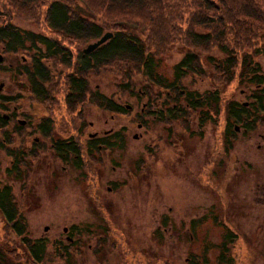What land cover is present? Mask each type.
<instances>
[{
	"label": "rangeland",
	"instance_id": "obj_1",
	"mask_svg": "<svg viewBox=\"0 0 264 264\" xmlns=\"http://www.w3.org/2000/svg\"><path fill=\"white\" fill-rule=\"evenodd\" d=\"M163 1L162 12L152 18L155 23L146 25V31L139 36L151 51L163 52L157 71L172 81L174 66L188 49L175 42V38L187 30L185 22L189 18H201L206 11L194 3L188 6L187 0H170V6ZM236 1L227 0V6H235ZM213 3L221 7L220 0ZM38 11L41 14L40 7ZM5 21L1 18L0 25ZM12 21L23 29L48 32L42 17L35 21ZM234 24L235 20L227 29L230 40L233 31L241 30ZM196 31L203 33L207 29L197 26ZM237 33L241 36L239 43H233L237 47L233 55L239 64L231 79L219 68L226 56L217 46L211 44L202 47L204 50L190 47L199 54L205 74L186 77L182 91L221 93V115L216 124L209 122L203 126L204 134L197 127L201 123L200 113H191L186 120L171 124L151 120L141 129L140 115L148 119L150 90L157 97L155 109L164 107L160 100L166 97L159 93L162 89L150 86L138 71L124 65L88 74L90 93L83 102L71 107L66 103L65 81L72 68L53 62L47 84L50 93L40 101L18 72L30 58L22 53L7 54L0 43V55L4 57L0 63V95L16 97L12 103L0 101V114L10 117L6 128L0 130V141L25 156L18 173L14 159L0 149V181L13 187L27 225L26 236L31 241L43 239L46 243L45 258L38 264H193L191 260L198 264V260L204 264H264V151L256 148L255 139L249 141L240 136L230 148V163L236 171L229 170L228 174L234 177L217 178L211 172V160L220 161L218 148L214 152L213 131L225 124L224 108L233 99L249 101V94L256 89L246 79L252 72L246 68L241 75L244 46L264 73V30L249 32L251 36L256 34V45L248 43L251 37H245V30ZM93 42L81 46L74 42L70 48L76 54ZM208 56L213 59L207 61ZM125 83H130V89L137 94L124 91L121 85ZM97 90L126 105L129 112L124 115L99 108L93 100ZM176 102L185 105L183 96ZM49 115L54 121V139L72 136L82 145L90 133L102 135L110 129L125 128V149L101 151L93 156L83 151V166L73 164L72 160L60 161L51 149V140H45L36 129L41 119ZM188 126L190 130L185 131ZM5 131L11 142L5 140ZM227 160L223 158L222 162L228 164ZM247 161L252 162L251 166L246 165ZM65 227L70 230L65 232ZM228 230L236 234L230 253L221 245ZM21 243L0 216L1 247L12 259L35 264Z\"/></svg>",
	"mask_w": 264,
	"mask_h": 264
},
{
	"label": "trees",
	"instance_id": "obj_2",
	"mask_svg": "<svg viewBox=\"0 0 264 264\" xmlns=\"http://www.w3.org/2000/svg\"><path fill=\"white\" fill-rule=\"evenodd\" d=\"M166 1L169 2V6L173 5L172 1ZM163 2V0H0V19L8 21L0 25V43L3 44L7 54L22 53L30 58L29 62L18 69V72L21 77L25 78L29 91L40 101L41 99L46 100L50 93L47 84L52 77L50 64L53 62L72 68L70 69L72 71L67 73L65 81L67 84L66 103L71 107L76 106V103L83 102L87 93H90L88 74L108 66L124 65L138 71L150 86L162 89L159 90V93H164L166 98L162 102L164 107L160 109L161 111L184 110L185 107L176 101L184 94H190V97L192 95L190 108L200 109L204 114H207V108L215 109V102H217L215 93H212V98L208 95L203 100V98H198V92H186L181 89L183 80L188 75L205 74L199 54L190 47L204 50L202 47L211 46V44L217 46L226 58L220 65H216H219L227 79H231L239 64L238 58L233 55L236 53L233 52V49L237 48L233 43H239L238 40L241 36L237 32L245 30V37H251L248 43L253 44L257 36L256 34L251 36L249 32L257 29L264 30V0H260V2L237 0L233 7L231 4L229 7L227 6V0H220L221 7L219 8L216 3H213V0H187L188 6L191 7L194 3L206 12L201 18L194 19L193 16L189 18V22H185L187 30L175 38L177 40L175 42L182 43L188 49L175 64L172 81L164 78L157 71L163 52L151 51L148 44L139 36L140 32L146 31V25H149L150 22L155 23V19L152 20V18L157 12H162L164 7L161 4ZM39 7L41 14L38 11ZM42 7H45V10ZM212 7L215 9H210ZM40 17L44 19L48 32L23 29L12 23L13 19L35 21ZM233 20H235L233 26H238V29L241 30L233 31L231 33L233 39L230 40L228 34L230 32L227 29H230L229 25L233 24ZM197 26L207 29V32L196 31ZM106 30H111L113 36L89 54H84L83 50L74 54L70 48L74 42L81 46V44L97 41L106 33ZM209 30L214 34L211 35ZM247 38L245 43L248 41ZM189 43H193L194 46ZM254 45H256L255 42ZM244 50L240 62L241 75L244 69L247 68L248 71L251 68L253 62L252 53H248L245 46ZM256 50L258 51V49ZM212 59L213 57H207V61ZM121 86L131 95L137 94L133 89H130V83ZM150 93L153 94V89L150 90ZM168 95L169 97H167ZM15 100V96L0 95L1 102L12 103ZM93 100L103 110L113 113L129 112L125 105L118 103L99 90L94 92ZM171 100H175L174 105H170ZM150 101H152L151 98ZM228 108L230 111L234 109L232 102ZM162 116L167 117L168 115ZM44 120H46L45 123L37 124V129H42L44 134H51L52 120L50 118ZM7 125V119L0 114V130L6 128ZM3 135L7 143L11 142L7 131ZM0 149H4L6 154L14 159L13 166L19 173L20 164L25 158L22 152L10 149L1 141ZM51 149L62 160H66L63 155L64 151H67L68 154L71 153L74 159L73 164L83 166V151L80 143L75 141L72 136L56 140ZM7 170L10 173L11 169ZM0 216L10 230L20 238L21 244L27 247L30 260L35 264L42 263L47 252L46 243L43 239L31 241L26 236L27 225L17 206L13 187L8 183L2 184L1 181ZM225 235L229 241H233V237L236 236L229 230ZM223 247L227 251L225 243L222 245ZM66 248H64L65 252ZM12 258L0 245V264H23Z\"/></svg>",
	"mask_w": 264,
	"mask_h": 264
},
{
	"label": "flooded vegetation",
	"instance_id": "obj_3",
	"mask_svg": "<svg viewBox=\"0 0 264 264\" xmlns=\"http://www.w3.org/2000/svg\"><path fill=\"white\" fill-rule=\"evenodd\" d=\"M259 51L260 50H258V52ZM250 67L251 68L248 71L252 72V74L247 73V75L249 74L248 76L250 77L249 79L248 77H246V79L249 83H254L256 89L253 91V93L249 94V101L239 102L238 100L233 99L231 102H232V106L234 107V109H231V111L228 108V105L231 103L229 102L227 106L224 108L225 124L222 127L216 128L213 131L214 139H215L214 152L217 151V148H218V151L216 152V154L220 158V161L216 163L215 158L211 160L213 162L211 172L215 174L214 177H217V178L229 177L231 179L232 177H234L232 176V174L230 173L228 174L229 170L233 172L236 171V168L232 166L230 163V159H231V149L230 148L234 145V141L238 137L243 136L244 138L249 139V141H252L253 139H255L257 141L256 148L258 150L264 151V73L260 71L261 66L259 63L254 61V59ZM242 79L243 78H240V81ZM213 93L217 95V102H215L214 110L207 108V114H204V112L200 109L194 110L190 108V105H191L190 100L192 99V95L190 97V94L189 95L184 94L185 96L183 95V97L185 98V105L183 104L185 109L178 110V111H172V110L161 111L160 109H155L154 105H155V100L157 97L155 95L153 96L150 95L148 99V103H149L148 105L149 109H148V114H147L148 119H145L142 115H140L141 116L140 118L142 119V121H140L138 124L140 125V128L143 129L146 126H148V123L151 120H154V121L159 120L161 122L171 124L176 121L186 120L191 113H194V115L197 113H200L201 116L199 120L201 121V123L197 127H198V130L202 134L205 128L203 126L209 122L210 123L214 122V124H216L218 122V117H220L221 115V93L218 90H215V92L213 91ZM208 95L211 96L212 98V92L207 93V94H202V95L199 93L198 98L200 99L203 98L204 100L205 97ZM196 96L197 94L195 95V97ZM167 97H169V95ZM150 98L152 99V101H150ZM211 98H210V101H211ZM137 99L140 100L141 97L137 95ZM160 102H163V101L160 100ZM144 105H147V104L144 103ZM129 110L130 109H128V111ZM143 112H144V109H142V113ZM162 115H168V116L164 117ZM46 118H50L52 120V117L49 115V116L43 117L40 122L45 123L46 120L44 119ZM6 119L9 123L10 117ZM19 123L26 124V123H22L21 121ZM53 123L54 121L52 120L51 122L52 131L54 127L52 125ZM167 127H172V126L167 125ZM189 130H190L189 126L185 127V131H189ZM37 131L40 134V136H43L45 140L46 139L51 140L52 142L51 146H53V143H55L56 140L61 139V138L54 139L52 137V131H51V134H48V135L44 134L43 130L40 128H38ZM125 132H126L125 128H120L118 130L110 129L106 131L105 133H103L102 135H99L98 132L90 133L89 137L84 141V144L82 142V145H80L81 150L90 156H93L95 153H99L101 151L113 152L114 150H117V149L124 150L126 138H127ZM135 135L137 134H134V137L138 138ZM138 135H141V134H138ZM251 147H252V143H251ZM221 149L223 151H221ZM63 155L65 156L66 160H62V158L59 157L60 161L68 162L69 160H72V162L74 163V159L71 153L68 154L67 151H64ZM82 156L84 157V154H82ZM226 157L228 159L227 160L228 164H226L225 162H222L223 158H226ZM251 164H252L251 161H247L246 163V165H250V166ZM108 189L111 190L112 187H109ZM69 230H70L69 228L67 230L64 229L65 232H68ZM230 232H232V234H235L233 231H230ZM73 234H75V232ZM67 238L69 240H73L72 237H70L69 235H67ZM223 240H224L223 243H225L227 247L226 252L230 253L232 244L234 245L235 243V238H233V241H229L226 238H223ZM229 242H231V244H229ZM221 257L223 258L224 255H221ZM186 260L189 262L191 259L190 257H187ZM198 261H199V264H204V263H201L202 260H198ZM223 261H226V260H223ZM191 262L193 264H198L196 261H193V260H191Z\"/></svg>",
	"mask_w": 264,
	"mask_h": 264
},
{
	"label": "water",
	"instance_id": "obj_4",
	"mask_svg": "<svg viewBox=\"0 0 264 264\" xmlns=\"http://www.w3.org/2000/svg\"><path fill=\"white\" fill-rule=\"evenodd\" d=\"M113 36L112 32H106L98 41L91 43L87 48L84 49V53H90L95 50L97 47L108 41ZM4 60V57L0 55V63ZM3 85L0 86V89ZM47 230V228H46Z\"/></svg>",
	"mask_w": 264,
	"mask_h": 264
}]
</instances>
